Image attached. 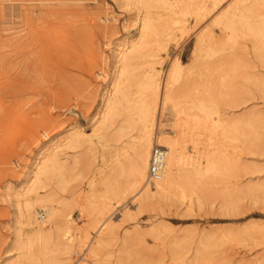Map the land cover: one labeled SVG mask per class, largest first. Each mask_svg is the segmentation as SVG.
Segmentation results:
<instances>
[{"label": "rangeland", "instance_id": "rangeland-1", "mask_svg": "<svg viewBox=\"0 0 264 264\" xmlns=\"http://www.w3.org/2000/svg\"><path fill=\"white\" fill-rule=\"evenodd\" d=\"M151 1L154 6L148 8L138 2L128 5L124 0H0V58H6V66L0 67V264L14 232L16 206L13 200L15 192L23 191L24 188L19 185L20 178L28 170L38 147L49 138L55 137L58 141L57 138H62L64 131L69 129L82 131L92 141L87 140L75 148L65 149L69 157L66 162L69 172L66 178H69V185L68 190L63 193L66 199L61 205L63 212L71 214L76 228L82 230L86 227L92 236L95 229L90 226L89 221L93 215L97 216L98 211L108 204H114L109 212L112 224L110 233H107L109 241L106 240L101 253L92 258L86 247L81 248L72 256L70 264L76 263L78 259L76 264L86 260L87 264H105L106 260V264H188L195 259L196 251L202 248L205 241L215 244L214 248L212 247L213 253L211 252L213 256L210 254L209 259L196 260L195 264H264V62L261 53H254L257 51L255 42L247 34L245 21L242 19V13L248 15L249 12L244 10L237 13L234 29L222 31L223 25L216 19L234 0H226L221 7L198 20L196 8L189 0L175 2L176 6L173 5L172 8L176 13L172 8L167 9L158 4V0ZM58 3H61V10L66 12L62 16V21L66 23L68 17H71V14H67L70 4L87 11L86 20L73 23L89 27L81 38L76 39L77 42L72 47L66 38L69 29L67 32L63 24V30L55 28L57 25L54 28L52 26V17L55 16L50 17L49 13L52 15L53 11H56L52 5ZM28 7L34 9L30 10ZM28 9L30 14L27 13ZM251 17V22L257 21V16ZM143 21L152 25L145 29V37L140 39L137 53L133 51L130 54L134 58L133 65L124 84L129 102L125 104L121 101V106H124L121 109L139 103L137 82L142 72L155 67L164 75L174 59L179 58L182 64L180 83H184V88H187L185 90L194 95L193 98L204 94L206 98L207 94L206 99L210 97L209 100L214 101V108L223 114L224 120L228 119L227 121L233 124L235 136L239 138L237 137V141H231V146H228V161L232 167L229 162H225L224 165L227 166L221 167L216 174H210L214 175L211 179L208 175L205 179L209 183H204L205 188L195 187L192 191L188 190L185 199H179V192H176V197H172L169 203L152 206L134 217H129L124 215V211L130 208L131 212L136 213L137 205L133 198L128 196L118 202L114 196L115 191L123 190L124 185H127V175H117L119 177L116 178L112 169L119 151L132 153L133 150L129 146L138 135L137 128L139 129L140 125L134 112L127 113V109L121 112L119 109L117 113L121 115L116 113L119 117L114 116L113 124L111 121V125L98 129L94 136L93 127L100 117L102 95L106 90L107 81L115 69L116 50L122 47L119 43L123 42V39H129L136 32L137 25ZM211 23L214 34L220 39L215 43V47L212 46L214 48L206 49L208 52L201 50V53L198 52V56H195L193 52L197 35ZM99 24H107L111 29L102 30ZM33 31L40 38L44 37L41 42L39 38L36 43L39 62L43 65L38 63L43 69L40 72L37 68L33 70L32 65L30 71H25L24 64L20 61L23 58L21 50H24L20 46L24 42H33ZM231 34L234 36L233 40L226 41L225 38ZM48 36L55 37V47L49 45ZM128 45L129 43H126L125 46ZM31 47L32 45L27 47L24 52L33 58L29 51ZM6 85H10L8 91H5ZM257 87L262 90L259 91ZM78 88H82L80 92ZM66 89L69 92H66ZM63 91L67 93V97L60 100ZM213 97L215 99H212ZM170 110L171 108H168V112L157 114L160 119V133L173 134L172 122L175 123L176 116L173 110L169 113ZM130 113L133 114L132 120ZM127 117L128 119H125ZM132 121L136 122V125H133L135 123ZM124 123L132 129L127 128ZM119 127L124 131H119L122 137L117 134ZM112 132L119 135H116L115 141L112 136L107 140V136ZM104 133L109 135L104 136ZM186 145L190 154L196 155L194 143L188 141ZM113 153H116V156ZM39 191L42 193L44 189ZM231 191H237L234 194L237 204L230 207L225 205V201L230 199L228 196ZM32 194L34 193L30 196ZM27 198L25 194L19 195V205L22 206ZM42 213L41 211L38 214L40 222L47 218ZM21 228V232L25 234L28 227L22 225ZM55 242H51V247V244L47 245L54 256L50 255L47 249L46 253L50 254H45L46 258L63 255V250L61 251V247ZM37 247L34 246L32 251L37 253ZM58 252L62 253L58 255ZM13 253L11 264H53L38 254L37 257L30 258L23 257L20 250ZM136 260L141 262L137 263Z\"/></svg>", "mask_w": 264, "mask_h": 264}, {"label": "bare ground", "instance_id": "bare-ground-1", "mask_svg": "<svg viewBox=\"0 0 264 264\" xmlns=\"http://www.w3.org/2000/svg\"><path fill=\"white\" fill-rule=\"evenodd\" d=\"M150 1L149 0H124V3L130 5V4H135L136 2H138L141 5H144L145 7L151 8L154 6V3ZM177 1L178 0H174L173 2H170L167 0H158L157 3L159 2L158 4L168 9V8H172L173 5L176 6L175 2ZM180 1L181 0H179L178 2ZM189 1H191L192 5L194 4L196 8L195 9L197 13L196 19L198 20L200 18L206 17L209 13H211L214 9L218 8L219 6L221 7L222 3H224L226 0H189ZM60 6H61V3L52 5V7L56 8V11L54 10L55 13L53 11L52 15L51 13H49L50 17L55 16V17H52L54 18V21H53L54 25L52 24L51 25L53 26V28L57 25L55 28H57L58 30H61V29L63 30L64 27L63 28L61 27V25L63 24L66 27V31L67 29H69V32L67 31L68 33L66 32L65 33L67 34L66 38H68L69 40L68 44L72 47L73 44L77 42L76 39L80 37L81 35H83L85 30H87V28L89 27L88 25H85V24H82V25L75 24L74 25L73 23L78 20H86L87 16H85V13L87 11H85L84 8H78L76 5L70 4L69 11L67 14H71V17H68V23H66L62 21V16L66 12L64 10H61ZM29 9L33 10L34 8L32 9L31 7ZM29 9L27 12L28 14H30ZM42 10L44 9L42 8ZM172 10L174 11L175 9L172 8ZM244 10H247L249 12L247 13L248 15H246V13L245 15L242 13L243 15L242 19L243 21H245V25L248 30L247 34H249L255 42V49L257 51H255L254 53L256 52L258 54L261 53L263 57L262 62H264L263 61L264 60V0H234L232 3H230L225 8V10H223V12L220 13L216 21H219L223 25L222 31H225L226 29H229L231 31L234 29L235 24H237L235 23V17L238 16L237 13L243 12ZM175 13H176V10H175ZM249 16L250 17L257 16V19H256L257 21L254 23L251 22L250 20H252L253 18L251 17L250 19ZM50 17L49 16L47 17L48 20ZM145 24H146L145 21L140 22V24L137 25L136 32L129 39H123V42L119 43V46H122V47L116 50V53H115V61H114L115 69H114L112 76L108 79L107 84H106V90L102 95V107L99 111L100 117L96 120V124L93 127V130H94L93 136L96 135V132L98 129L111 125L110 124L111 121L113 124V121H114L112 120L113 118H115L116 116L119 117L118 115H116V113L119 112L120 111L119 109H121V107L123 106V105L121 106L122 104L121 101H124L125 104H128L129 102V99L126 96V91H125L126 86L124 87V84L126 81L125 79H127L126 76L127 74L129 75V72L133 65L132 61L134 58L130 54L133 51H136L135 53H137V51L139 50L140 48L139 46L141 44L140 39L145 37L144 31L147 27L149 28V25L151 23H149V25L147 24L145 25ZM99 27L102 28V30L111 29L110 26L107 24L106 25L99 24ZM213 30L214 29H212V23H211V25L209 24L208 26H205L204 29L200 31L201 33L200 32L198 33L196 42L194 45V52H193L195 53V56L196 55L198 56V52H200L201 50L205 49V51H207L206 49H212L216 46L215 43L220 39V37L218 38L216 34H214ZM31 34L34 35L32 37L33 42L29 41V43L31 44H28V42H24L20 47L25 50L27 47H30V45H32L31 50L29 51L32 54L33 58H30L31 56L28 57L29 55L28 54L26 55L24 50H21L20 48V50L23 51V54H22L23 58L20 59V61L24 64L25 71H28V70L30 71V68L32 65L33 70L37 68L38 71L40 72V70L42 71L43 69L41 68L42 64L39 62L40 57L37 54L38 50L36 48L37 46L36 43L38 42L40 36L38 34H35V32ZM232 37L234 38L233 34H231V36H228V38H225V39L226 41H230V40H233ZM41 38H44V37H41ZM41 38L39 40L40 42H41ZM47 38H49L50 40L49 45H52L53 47H55V41H56V40L54 41L55 37L51 36L50 38L48 36ZM43 40L46 41V39H43ZM222 40H220V42ZM127 41H130V42H127ZM42 43H44V41H42ZM126 43H129L128 47L125 46ZM80 46L82 45L80 44ZM259 56L261 57V55ZM5 59H6L5 57L0 58L1 68L6 66L4 65ZM221 60L220 61L218 60V61L221 62ZM234 60H236V58ZM38 63H40L41 65L39 66ZM209 63L210 62H208V64ZM261 65L263 66V64ZM181 66L182 64L179 58H176L174 59L170 68L168 69V71H166L164 75H162L161 72L155 67H150L149 69L145 70V72H142L143 74L142 76H140L137 82L139 86L138 94L140 95V99H139L140 101L138 100L139 103L131 107L125 105L126 108L121 109V112L126 111V109L129 110L127 111V113L134 112L133 114H135L136 120L138 121V124L140 125L139 129L137 128V130L139 131L138 135L136 136L132 145L130 144L131 146H129L133 150L132 153L127 152L125 154L124 152L120 153L119 151L117 153L119 155H117L118 157H116L117 158L116 163L112 169L114 173L116 174L114 175L116 178L119 177L117 175H124V174L127 175L126 176L127 178H125L127 179L125 183L127 185L126 186L124 185L125 188L122 187V189L123 188L124 189L121 190L118 186L117 189L119 188L120 190L118 189L119 190L118 192L117 191L114 192V196L118 199L117 201L122 202L123 200L128 198V196H130L131 198H133L134 200L133 202L137 205V207L135 208L136 213L131 212L130 208H128L124 211L125 216L134 217L135 215H138L142 213L143 211L148 210L152 206L167 204L170 201H172V197H174V194H176V192L177 193L179 192L178 193L179 199H185L187 197L188 190L192 191L193 188L195 187H199V189H201V187L205 188L204 185L206 186V184L209 183V181L205 179L208 175L211 179L212 178L211 176H214V175L210 176V174H213L215 172L217 173L219 172V170H221V167L227 166V165H224L225 162H229L230 164V161H228L229 155H230L228 151V148H229L228 146L229 145L231 146V143L233 142V140L237 141V137L239 138V136H235L236 132L233 129L234 127L232 126L233 124H230V122L227 121L228 119L224 120L223 114L218 109L214 108L215 107L213 104L214 101H210L209 100L210 97L206 99L207 94H206V98L204 97L205 94L203 96L201 95L199 96L197 94V96L199 97L193 98L195 96L189 93L187 90H185L187 88H184L183 86L184 83L183 85L180 83ZM214 70L216 71V68H214ZM252 78L255 79V77H252ZM262 78L264 79V75ZM261 82L260 84L262 85ZM197 84H199V82ZM71 87L74 88L73 85ZM9 88H10V85H6L5 91H8ZM195 88L197 89V87ZM81 89H79V92ZM205 89L207 90V88ZM260 90L262 89H259V91ZM189 91H190V88H189ZM66 92H69V90ZM66 92L63 91V93L59 97L60 100H63L65 99V97H67ZM210 94L212 95V93ZM211 95H208V96H211ZM212 99H215V97H213ZM168 108H171V110L175 112V116H176L175 123L172 122L174 124L173 130H172L173 134H164V133L158 132V129H160L159 127L160 119L157 118V114H159L160 112L162 113L163 111L166 112ZM171 110L169 111V113L171 112ZM133 114L130 113L131 120L133 118L132 116ZM234 115L235 114H233V116ZM239 118L241 120L242 117L240 116ZM125 119H128V117ZM235 120L237 121V119ZM236 121L234 122L235 124H237ZM132 122L135 123L133 125H136V122L134 121ZM126 124L125 126L129 128L130 126L128 127V124L127 125ZM119 131L120 132L122 131V133L124 132L122 127L121 129L119 127V130L117 132V134H120L121 136L122 133H119ZM64 133L65 135H63L62 138L61 137H59V139L57 138L58 141H56L55 137L49 138L46 142L42 143L38 147V150L35 153V156L33 157V159L31 160L29 164L28 170L25 172L24 176L20 178L19 180V185L24 186V188H23V191L15 192V197L13 200V204L16 206V211L14 214L15 215L14 216V225H15L14 232H13L12 240L10 241V244L5 252V256L2 260V264H11L10 260L14 256L13 252L15 250H20V252H22L21 255L23 257L25 256V257L32 258L33 256L37 257L36 254H38L39 256H41V258L45 259L47 257L45 256V254L49 255L51 253L50 252L51 250L48 249L49 247L47 245L48 244L50 245L51 242L54 243L55 241L57 242V245L61 247V251L63 250V255L64 254L66 255L65 257H62L63 255H61V257L58 256L57 258H55L56 257L55 255V257L50 256L51 258H46V261L48 260L49 262H52L53 264H70L72 260V256L78 253L79 250L84 247H86V250L89 256L94 258L101 253L102 249L105 246L107 236L109 235V234L107 235V233L110 231L111 225H112L110 222L109 212L112 210V207L114 204H108L107 206L103 207L101 211L100 210L98 211L99 213H97L98 214L97 216L95 215L94 217L93 215L91 221H89L90 226L95 229V234L92 236H90L91 231L88 228L85 227V229L83 228L82 230L76 228L73 225L71 214L65 211L64 213L63 212L64 209L61 208L62 207L61 205L66 201L63 193L64 191L68 190L67 188L69 185L68 184L69 178L68 179L66 178V174L67 173L69 174L67 170L68 169L67 164H66L69 157L67 156V151L65 149L67 147L75 148L78 144L81 145L83 144L84 141H87V140L92 141V139L90 137L87 138L82 131L69 129V130L64 131ZM100 135H102V133H100ZM107 135H105L104 133V136H107ZM116 135L115 133L112 132L110 136H107V140L109 137L112 136L113 138L112 137L111 138L115 141L117 139V136H119V135L117 136ZM104 136H101V137H104ZM188 141H192L194 143L196 155L190 154V152L187 150L186 143ZM156 145L165 147L166 151H165V157H164V167H163L161 176L155 180L153 185L150 186V184L148 183L149 166L151 162L152 151ZM115 154L113 153V155ZM230 166L232 167V164H230ZM116 178L114 181H116ZM39 189H44V191L41 193ZM236 192L237 191H231V193H229L228 197H230V199L228 198V201H225L226 206L231 207L237 204V201L234 198V194H236ZM31 193H34V194L30 196ZM21 194H25L26 196H28L27 199H24L25 201L22 206L21 204L19 205V195ZM200 199L202 200L201 197ZM65 209H67V207ZM41 211L43 212L42 214H45L47 216L46 220H44L43 222H40V220H38V214ZM22 225H25L26 227H28L26 229L27 231L25 234L21 232ZM154 226H156V224H154ZM107 241H109V239ZM211 242L212 241H205L202 248L196 251V255H194L195 259L191 261L192 263L188 262V264H195L196 260H200V259L204 260L205 258L207 259L208 257H210L213 253L212 247L215 245V244L212 245ZM57 245L55 244V246ZM34 246H38L36 248L37 250L35 249L37 253L32 251ZM51 246L52 244L50 245V247ZM47 249L50 253H46ZM58 249L60 251V248ZM60 253L58 255H60ZM120 253H121V250H120ZM50 255H53V254L51 253ZM78 261L79 259L77 260V262ZM136 261L137 263H139L140 260L139 261L136 260ZM38 262H39V259H38ZM122 262H125V261H122ZM78 264H87V260L84 262L82 261Z\"/></svg>", "mask_w": 264, "mask_h": 264}, {"label": "built area", "instance_id": "built-area-1", "mask_svg": "<svg viewBox=\"0 0 264 264\" xmlns=\"http://www.w3.org/2000/svg\"><path fill=\"white\" fill-rule=\"evenodd\" d=\"M165 147L156 145L152 151L149 166L148 183L153 185L155 180L161 176L164 167Z\"/></svg>", "mask_w": 264, "mask_h": 264}]
</instances>
